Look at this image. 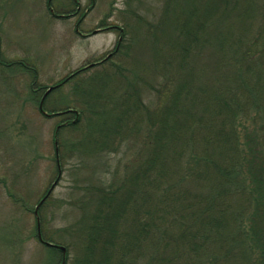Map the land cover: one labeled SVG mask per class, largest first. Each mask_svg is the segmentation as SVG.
Segmentation results:
<instances>
[{"label":"trees","instance_id":"trees-1","mask_svg":"<svg viewBox=\"0 0 264 264\" xmlns=\"http://www.w3.org/2000/svg\"><path fill=\"white\" fill-rule=\"evenodd\" d=\"M164 1L160 22L147 28L150 46L140 48L150 49L149 57L165 59L160 68L153 65L160 81L156 94L166 100L162 107L146 109L137 91L121 92L123 84L109 98L111 105L119 106L118 117L110 123L103 121L101 93L92 103L81 102L78 113L70 108L48 112L49 94L83 70L47 89L40 100L45 118L60 117L63 122L55 127V140L65 129L67 134L68 129L75 130L86 111L89 127L100 128L103 139L101 149L93 150L97 155L120 150L124 132L136 137L144 127L147 130L146 159L123 165L124 174L118 164L114 180H103L93 192L97 202L81 228L79 255L70 264H264V168L258 170V155L243 156L236 149L235 130L236 121L246 114V100L257 101L245 77L255 75L254 63L262 66L264 0H203L198 6L192 0ZM159 40L167 47L160 49ZM124 46L123 39L108 59L123 57L129 48ZM106 63L110 62L95 67ZM110 67L119 68L115 63ZM233 71L237 77L227 78L226 73ZM128 82L125 79L126 87ZM214 119L224 120L221 129H215ZM196 133L202 136V153L201 148L199 153H188L187 144ZM212 133L231 151L218 153L216 157L223 159L217 162L210 156ZM239 193L247 194L246 208L231 202ZM39 235V242L57 259L58 248L47 246ZM66 260L62 256L61 263Z\"/></svg>","mask_w":264,"mask_h":264},{"label":"rangeland","instance_id":"rangeland-1","mask_svg":"<svg viewBox=\"0 0 264 264\" xmlns=\"http://www.w3.org/2000/svg\"><path fill=\"white\" fill-rule=\"evenodd\" d=\"M199 1L203 2L191 3L196 6ZM164 2L0 0V264H60L63 253L59 250L55 259L38 241L37 233L47 244L64 248L66 264L72 263L79 255L81 228L97 202L93 192L103 180H114L119 165L124 174L123 165L128 167L146 159L149 146L144 140L145 127L136 137L124 132L122 137L126 140L117 152L97 155L93 150L101 149L103 139L98 134L100 128L89 127L86 111L77 129H68L70 134L65 129L55 140V127L63 122L60 117L45 118L39 103L47 89L84 69L77 78L49 94L47 111L70 108L78 113L81 102L92 103L96 94L101 93L105 99L99 102L106 113L103 121L110 123L118 117L119 106L111 105L109 98L113 90L123 89V84L121 92L137 91L146 109L162 107L166 100L164 96L158 99L156 94L160 81L154 77L153 65L160 68L165 59L149 57L150 49L145 52L140 48L150 46L147 28L160 22ZM208 6L205 8L209 9ZM123 39L124 47L129 48L123 50V57L110 61L108 55ZM158 44L160 49L168 45L163 40ZM107 60V65L95 67ZM261 62V67L260 63L253 65L255 75L245 77L251 81L257 101L246 100V114L235 125L236 149L243 156L258 155V170L264 168V55ZM114 63L118 69L110 67ZM95 76L97 79L92 80ZM115 76L124 79H119L122 83ZM226 76L237 77L234 71ZM125 79H129L127 87ZM38 88L37 94L32 93ZM223 122L214 119L215 129H221ZM201 138L198 133L190 137L188 153H199ZM224 144L216 133L210 134V156L214 161L223 159L216 157L218 153H231ZM247 168L252 169L249 165ZM247 199L246 193H239L231 202L246 208ZM38 204L43 205L40 210Z\"/></svg>","mask_w":264,"mask_h":264},{"label":"water","instance_id":"water-1","mask_svg":"<svg viewBox=\"0 0 264 264\" xmlns=\"http://www.w3.org/2000/svg\"><path fill=\"white\" fill-rule=\"evenodd\" d=\"M53 89V88H52ZM52 89H50V90H52ZM40 109H41V105H40ZM44 115H46L44 112H42ZM38 238H39V240L41 241V239H40V235H38ZM47 246H53V245H50V244H46ZM53 247H55V246H53ZM62 253H63V256L65 255V252H66V250L64 249V248H62V247H57ZM62 264H64V262H62Z\"/></svg>","mask_w":264,"mask_h":264}]
</instances>
